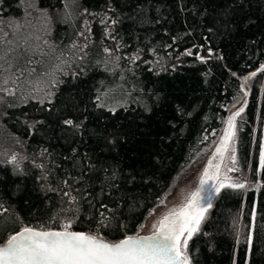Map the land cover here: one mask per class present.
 I'll return each mask as SVG.
<instances>
[{"label":"trees","instance_id":"16d2710c","mask_svg":"<svg viewBox=\"0 0 264 264\" xmlns=\"http://www.w3.org/2000/svg\"><path fill=\"white\" fill-rule=\"evenodd\" d=\"M80 3L93 16L79 17L75 27L58 24L55 32L59 36L66 32L59 43L68 49L73 41L84 43L76 31L85 19L90 21L92 32L86 49L90 56L76 62L84 71L74 76L79 72L74 65L67 75L59 74L62 83L54 90L51 104L8 97L11 106H0V203L8 209L0 210V243L19 231L22 225L17 219L31 226L46 224L58 229L64 217L55 223L51 218L61 207V197L48 188L63 189L61 182L81 175V169L86 182L76 187H87L94 204L102 200L116 209L110 225L101 229L103 235L118 241L134 234L177 175L204 148L219 142L224 120L245 101V111L236 121L238 168L251 181L264 185V171L259 175L256 171L264 119V73L258 72L248 81L247 96L240 91L243 78L264 64V0ZM39 5L57 12L63 9L61 0H39ZM25 12L26 0H0L4 18H19ZM105 13L122 21L113 31L123 45L116 55L142 51L133 66L135 75L126 71L127 60L119 62L115 74L106 71L104 63H97L106 59L105 47L115 50L117 45L105 36L100 23ZM229 19L233 22L228 23ZM188 49L193 55H184ZM121 85L134 89L132 97L126 98L127 110L119 108L113 115L95 107L98 89L115 88L119 98ZM145 105L151 111H146ZM65 119L83 122V127H68ZM112 139L115 146L108 142ZM13 155L19 170L7 163ZM89 163L96 166V172L87 171ZM104 167L117 172L118 178L112 182L116 187L102 184L105 173L99 169ZM253 204L257 218L252 264H264V186L258 191L222 189L215 196L202 225V233L207 235L197 234L189 242L193 264H233L234 256L237 264H243L245 245L236 243L234 222L246 235ZM78 217L73 231L96 230L99 217L87 202H82Z\"/></svg>","mask_w":264,"mask_h":264},{"label":"snow or ice","instance_id":"6c2138e0","mask_svg":"<svg viewBox=\"0 0 264 264\" xmlns=\"http://www.w3.org/2000/svg\"><path fill=\"white\" fill-rule=\"evenodd\" d=\"M61 3L62 11L54 15L49 9L40 7L39 0H26L27 27L18 21H9L5 30L3 21H0V103H8V106H11V102L5 100V97H10L13 101L34 99L40 104H51L55 96L54 90L62 83L58 74L67 75L65 68H72L74 65L79 68V72L73 73L74 76L84 71L76 62H84L90 56L86 51L92 32L88 19H85L81 28L76 31V35L82 37L84 43L78 44L73 41L67 52L60 49L59 45L50 43L48 37L53 34L58 24L75 27V21L79 17L93 14L87 8L82 9L80 0H61ZM232 22V19L228 20V23ZM100 23L105 27V36L117 41V45L115 50L105 47L103 52L106 59L97 63H104L105 70L115 74L120 69L119 62L122 59L127 60L129 66L126 71L135 75L133 66L141 59L142 51L138 50L124 57L116 55L123 47L113 35L114 26L122 23L120 18H112L105 13L100 18ZM208 54L211 58L213 55L211 49H208ZM184 55H193V52L188 49ZM196 58L206 62L205 57L197 55ZM258 72L264 73V64L256 72L243 78L240 91L244 96L248 95L246 90L248 81ZM120 78L125 79L123 73H120ZM120 89L122 91L119 98L115 94L117 91L115 88L98 89L94 97L95 107L113 115L119 108L127 110L129 99L126 98L132 97L134 89L129 91L123 88V85ZM246 104L245 101L243 106L224 120L223 134L194 190L186 194L181 204L168 209L152 224L151 234L126 235L119 241H109L101 229L110 225L115 218L116 209L109 207L102 200L98 205L94 204L87 187H76L86 182V174L81 169V175L69 176L61 182L63 189L48 188V191H56L61 197V207L51 218L55 223L61 216L64 217L59 228L54 229L46 224L31 226L17 219L15 222L22 225L19 231L11 232L3 243H0V264H193L189 242L197 234L207 235L202 233V225L212 208L213 196L219 195L222 189L242 190L250 187L246 178L239 180L229 175L240 171L235 146L236 121L245 111ZM145 108L146 111H151L146 105ZM63 123L75 129L83 127V122L78 124L73 119H65ZM108 142L113 146L116 144L115 139ZM7 163L14 165L15 170L20 168L16 155L11 156ZM38 167L43 169L44 166ZM99 170L105 173L102 184L116 187L112 182L118 178L117 172L115 170L109 172L106 167ZM87 171L96 172V166L89 163ZM256 171L257 175L264 171V140L259 145V163ZM262 186L264 185L257 182L255 189L258 191ZM82 202H87L90 208L95 209L99 217L95 231L72 230L73 224L79 218ZM0 210L8 211L3 203H0ZM256 218L257 209L253 204L246 235L243 228L234 222L236 243L245 245L243 264H252V257L255 255ZM233 264H237L235 256Z\"/></svg>","mask_w":264,"mask_h":264},{"label":"rangeland","instance_id":"374dc122","mask_svg":"<svg viewBox=\"0 0 264 264\" xmlns=\"http://www.w3.org/2000/svg\"><path fill=\"white\" fill-rule=\"evenodd\" d=\"M49 11L53 13L54 15L58 13L57 11H55V9L49 10ZM25 14L26 12L21 17L19 18L15 17L14 19L10 18L9 16L5 18L0 16V21H3L5 25V30H7L6 26L8 25L9 21H13V22L18 21L20 23L25 24V27H27ZM65 33L59 36L60 33L57 34L54 31L53 34L50 37H48V39L50 43L54 45H59L60 49H64L65 52H67V49L64 47V45L59 43L61 40L64 39L63 37L66 35ZM56 40H59V41H56ZM37 59H39V57H37ZM69 69L71 68H65V71L67 72ZM19 95L20 93L17 94V96ZM5 100L8 101L9 100L8 97L7 98L5 97ZM2 104L3 106L4 104L8 106V103H0V106H2ZM238 104L239 102L234 104L229 109V111L237 107ZM262 140H264V119L262 121V126H261V141ZM217 143L218 142H214L211 144V146L204 148V150L201 153H199L198 156L180 174L177 175V177L174 179V181L172 182L170 187L167 189L163 197L157 202V204L154 207H152V209L149 211V213L143 220L138 230L132 235L151 234L152 224L156 220H158L164 213H166L168 209L178 206L179 204L183 202L186 194L194 190V188L198 184L199 177L202 174L204 167L207 165L209 157L212 156V152L215 146L217 145ZM229 175H231L234 179L238 178L239 180H244L246 178L247 183L250 186L249 188H255V185L257 184V182L251 181L248 178L247 174H243L241 171L230 173ZM214 199H215V196H213L212 198V205H213Z\"/></svg>","mask_w":264,"mask_h":264},{"label":"water","instance_id":"95a60500","mask_svg":"<svg viewBox=\"0 0 264 264\" xmlns=\"http://www.w3.org/2000/svg\"><path fill=\"white\" fill-rule=\"evenodd\" d=\"M241 106H243V105H241ZM241 106H240V107H241ZM235 111H236V110H235ZM217 144H218V143H217ZM215 147H216V146H215ZM214 151H215V148H214L213 152H214ZM213 152H212V154H213ZM211 157H212V156H210L209 159H210ZM209 159H208V160H209ZM122 239H123V238H122ZM118 241H119V240H118Z\"/></svg>","mask_w":264,"mask_h":264}]
</instances>
